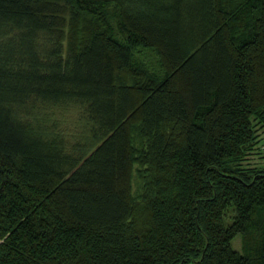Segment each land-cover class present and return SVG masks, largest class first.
<instances>
[{
    "label": "trees",
    "instance_id": "1",
    "mask_svg": "<svg viewBox=\"0 0 264 264\" xmlns=\"http://www.w3.org/2000/svg\"><path fill=\"white\" fill-rule=\"evenodd\" d=\"M263 130L264 0H0V264H264Z\"/></svg>",
    "mask_w": 264,
    "mask_h": 264
},
{
    "label": "rangeland",
    "instance_id": "2",
    "mask_svg": "<svg viewBox=\"0 0 264 264\" xmlns=\"http://www.w3.org/2000/svg\"><path fill=\"white\" fill-rule=\"evenodd\" d=\"M141 57L145 60L146 63L147 62L149 64L151 63V58L148 55L141 56ZM255 151H262V153L257 154L255 158L253 159V161L255 162V164L257 163L262 164L263 163L262 161H264V130L259 132V144L257 145V150ZM240 238H241V235H238L232 243L234 249L236 250L241 249L240 248Z\"/></svg>",
    "mask_w": 264,
    "mask_h": 264
}]
</instances>
